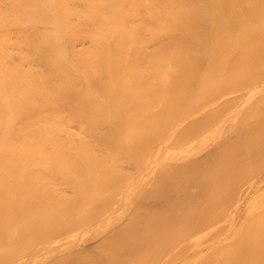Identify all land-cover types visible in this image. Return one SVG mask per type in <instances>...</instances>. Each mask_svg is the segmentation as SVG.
<instances>
[{
  "label": "bare ground",
  "instance_id": "bare-ground-1",
  "mask_svg": "<svg viewBox=\"0 0 264 264\" xmlns=\"http://www.w3.org/2000/svg\"><path fill=\"white\" fill-rule=\"evenodd\" d=\"M0 264H264V0H0Z\"/></svg>",
  "mask_w": 264,
  "mask_h": 264
},
{
  "label": "rangeland",
  "instance_id": "rangeland-1",
  "mask_svg": "<svg viewBox=\"0 0 264 264\" xmlns=\"http://www.w3.org/2000/svg\"><path fill=\"white\" fill-rule=\"evenodd\" d=\"M85 244V243H84ZM83 245V244H82ZM86 245V244H85Z\"/></svg>",
  "mask_w": 264,
  "mask_h": 264
}]
</instances>
